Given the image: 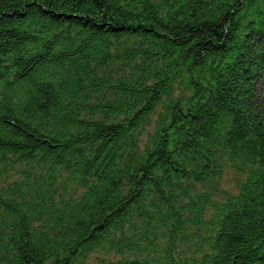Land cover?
<instances>
[{"label":"trees","instance_id":"1","mask_svg":"<svg viewBox=\"0 0 264 264\" xmlns=\"http://www.w3.org/2000/svg\"><path fill=\"white\" fill-rule=\"evenodd\" d=\"M0 264H264V0H0Z\"/></svg>","mask_w":264,"mask_h":264},{"label":"rangeland","instance_id":"2","mask_svg":"<svg viewBox=\"0 0 264 264\" xmlns=\"http://www.w3.org/2000/svg\"><path fill=\"white\" fill-rule=\"evenodd\" d=\"M227 172V170L225 171V173ZM224 173V175H225ZM224 185L226 186L228 183H231L233 181V175L231 172L227 173V176L224 178ZM228 186V185H227ZM229 187V186H228ZM236 188V184L231 188V189H235Z\"/></svg>","mask_w":264,"mask_h":264}]
</instances>
